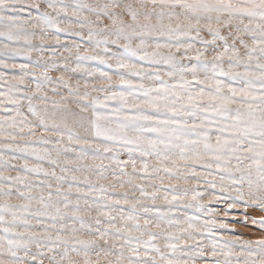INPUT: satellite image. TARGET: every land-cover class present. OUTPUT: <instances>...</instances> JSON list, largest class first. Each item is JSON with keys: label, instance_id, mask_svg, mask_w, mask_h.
<instances>
[{"label": "snow or ice", "instance_id": "obj_1", "mask_svg": "<svg viewBox=\"0 0 264 264\" xmlns=\"http://www.w3.org/2000/svg\"><path fill=\"white\" fill-rule=\"evenodd\" d=\"M45 260L264 264V0H0V264Z\"/></svg>", "mask_w": 264, "mask_h": 264}, {"label": "rangeland", "instance_id": "obj_2", "mask_svg": "<svg viewBox=\"0 0 264 264\" xmlns=\"http://www.w3.org/2000/svg\"><path fill=\"white\" fill-rule=\"evenodd\" d=\"M35 55V54H34ZM17 62H27V61H23V60H18ZM58 73H52V75H57ZM124 158V157H122ZM34 162V161H33ZM14 163H16L17 165L22 164L23 161H15ZM11 171V170H10ZM12 174H15L14 171H12ZM248 213L250 215H255V216H259L261 215V213L259 212L258 209H252L249 208ZM257 211V212H256ZM243 219V215L242 213H237L236 214V220H241ZM233 226L238 230V232H245L247 233L249 236H259V231L256 228H250L247 227L245 225L239 224V223H234ZM45 264H48L47 260H45Z\"/></svg>", "mask_w": 264, "mask_h": 264}, {"label": "bare ground", "instance_id": "obj_3", "mask_svg": "<svg viewBox=\"0 0 264 264\" xmlns=\"http://www.w3.org/2000/svg\"><path fill=\"white\" fill-rule=\"evenodd\" d=\"M257 212V211H256ZM255 236V235H254Z\"/></svg>", "mask_w": 264, "mask_h": 264}]
</instances>
